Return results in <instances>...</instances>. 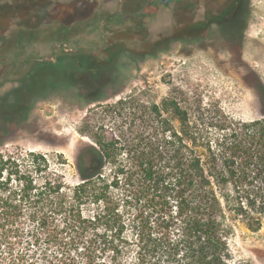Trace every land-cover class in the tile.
I'll return each instance as SVG.
<instances>
[{"label": "rangeland", "instance_id": "374dc122", "mask_svg": "<svg viewBox=\"0 0 264 264\" xmlns=\"http://www.w3.org/2000/svg\"><path fill=\"white\" fill-rule=\"evenodd\" d=\"M235 1L0 0L2 189L18 184L17 169L38 182L62 173L76 184L83 147L106 130L132 139L165 98L177 97L211 136L225 119L262 116L264 0H245L230 27ZM63 53L84 54L90 71L57 72L54 79L68 82L45 92L33 87L11 113L7 92L33 65L42 69L32 83L43 86L54 68L41 61ZM31 152L39 155L38 171ZM231 248L238 261L264 264V226L252 231L238 221Z\"/></svg>", "mask_w": 264, "mask_h": 264}, {"label": "trees", "instance_id": "16d2710c", "mask_svg": "<svg viewBox=\"0 0 264 264\" xmlns=\"http://www.w3.org/2000/svg\"><path fill=\"white\" fill-rule=\"evenodd\" d=\"M41 62L54 76L32 83L42 69L33 65L5 95L11 113L33 87L68 82L57 72L90 71L84 54ZM217 127L211 136L177 97L165 98L132 139L106 130L83 147L76 184L17 169L16 186L0 185V264H248L231 239L238 221L264 226V112Z\"/></svg>", "mask_w": 264, "mask_h": 264}, {"label": "flooded vegetation", "instance_id": "af4514ba", "mask_svg": "<svg viewBox=\"0 0 264 264\" xmlns=\"http://www.w3.org/2000/svg\"><path fill=\"white\" fill-rule=\"evenodd\" d=\"M162 1H163L165 4H169V3L171 2V0H168V3L165 2L166 0H162ZM239 2H240V0L235 1V6H234V8H232L231 13H230L231 15L234 16V19H236V22L242 18L241 10H240L239 8H237V4H238ZM237 9H239L240 11L236 13ZM239 14H240V15H239ZM237 15H239V17H238ZM236 17H238V18H236ZM168 40L171 41V42H173L175 39H173V38H172V39H171V38H168ZM179 40H183V39H182V38H179ZM175 41H176V40H175ZM19 85H20V83H19Z\"/></svg>", "mask_w": 264, "mask_h": 264}, {"label": "water", "instance_id": "95a60500", "mask_svg": "<svg viewBox=\"0 0 264 264\" xmlns=\"http://www.w3.org/2000/svg\"><path fill=\"white\" fill-rule=\"evenodd\" d=\"M165 2L168 3V0H166Z\"/></svg>", "mask_w": 264, "mask_h": 264}]
</instances>
